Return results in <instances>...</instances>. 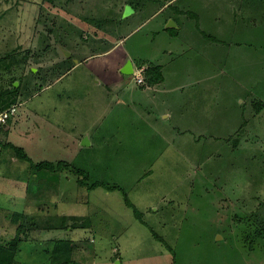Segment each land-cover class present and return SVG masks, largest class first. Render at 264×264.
<instances>
[{"label":"rangeland","instance_id":"rangeland-1","mask_svg":"<svg viewBox=\"0 0 264 264\" xmlns=\"http://www.w3.org/2000/svg\"><path fill=\"white\" fill-rule=\"evenodd\" d=\"M119 4L0 0V252L20 226L19 264H264V0H177L171 42Z\"/></svg>","mask_w":264,"mask_h":264},{"label":"crops","instance_id":"crops-1","mask_svg":"<svg viewBox=\"0 0 264 264\" xmlns=\"http://www.w3.org/2000/svg\"><path fill=\"white\" fill-rule=\"evenodd\" d=\"M120 1H121V6L119 4V11L118 12L121 15L123 14L125 7H128V5H127L128 3H130L133 7V9L130 8L131 12L127 15V17L125 19H129L130 17L132 19L135 18L139 22H141V23L143 22V24H145V23L148 24V23H151L154 21V25L151 26L153 28V29H151V31L153 33H161L163 38L167 39V41L171 42V41H173V39L175 40L177 38V36L180 35L179 32L181 30L183 31L185 29V23H184V18H183L185 15L180 13V10L184 11V9L181 8L180 4H176L177 0H137V1L125 0L123 2H122V0H120ZM203 1L205 2L204 7L208 8L210 0H201V2H203ZM101 5L103 6V2H101ZM168 7H172V10L169 12H165ZM174 8H177V10H175ZM186 10H189V9H186ZM83 13H85V15H83V16L78 15V16H82L84 19H94L95 18L94 15H91V17H89L87 15L88 13H86V11ZM193 14L197 17V15L195 13H193ZM92 17H94V18H92ZM186 18H188V17H186ZM170 20H172L175 23V25L177 27L176 32L169 29V28H173V27L166 25L168 23V21H170ZM138 28H139V26L135 27L133 29V31H137L140 29V28L139 29ZM157 28L160 29L159 32H157V30H158ZM203 40H204L203 43L206 44L205 47L211 48L212 42L211 41L208 42V39L206 40L204 38H203ZM166 44L170 45V43H166ZM125 51L123 50V55H120L121 57L119 59H117V62L115 63L116 65L114 66L115 70H117V73L119 74L118 79L116 78L113 82L115 84L110 85L111 87H114V89L115 88L119 89V87L123 86L124 83H126L125 80L127 78H123L120 76L121 75L122 76L124 75L126 77L129 76V75L121 73V69L125 65L127 60H130L132 63V66H133L132 59L127 58V57L123 58ZM75 64L78 65L79 61L78 60L75 61ZM74 67L75 66H73L72 68H74ZM120 73H121V75H120ZM97 83H99V82L97 81ZM1 125H3V124H0V126ZM12 180L18 181L17 179H12ZM53 182H54L53 184L55 185L56 182L55 181H53Z\"/></svg>","mask_w":264,"mask_h":264},{"label":"trees","instance_id":"trees-1","mask_svg":"<svg viewBox=\"0 0 264 264\" xmlns=\"http://www.w3.org/2000/svg\"><path fill=\"white\" fill-rule=\"evenodd\" d=\"M74 2H77V1H74ZM174 9L177 10V8H174ZM188 12H189V10H185V11L180 10L181 14L184 13L185 15H187ZM76 16H78V15H76ZM76 16H75V19L73 22L79 23V19H77ZM187 17L189 18L188 15H187ZM169 29L172 30V28H169ZM146 75L147 76L145 77V81L148 84L155 85L158 82L162 81V75L160 74V71L158 68H156V69L150 68L148 70V72L146 73ZM10 148H12V150L15 151L21 159L26 160L27 156L25 155V153L23 152L22 149L15 148L14 146H10ZM62 167H63V165L60 162H58L57 164H53V163H49L48 161H42V162L37 163L33 168H34V170L38 171V173L48 174L51 176H57L58 175L57 173H59L62 170ZM72 172H74V174L81 173V171H76V170H72ZM27 194L29 195L30 193H27ZM28 195H27V198L29 201V198H31V197H28ZM47 198H49V195L47 196ZM40 200L41 199L38 200L39 207H37V209L42 210L43 203L41 204ZM18 228H17V234H16L14 241H13L14 243L10 244L9 246H6L0 252V264H19L18 262L14 261V256L16 255V252H17L16 247H15L16 242L18 241L19 233L22 232V231L19 232ZM74 245H76V244L73 242L62 241V240L54 243L52 255L50 256L51 259H53V262H54L53 264H76L73 262V259H72L73 258L72 256L74 255V253H73ZM45 251L48 252L47 250H45ZM62 257L64 259H60ZM51 262H52V260H51Z\"/></svg>","mask_w":264,"mask_h":264},{"label":"water","instance_id":"water-1","mask_svg":"<svg viewBox=\"0 0 264 264\" xmlns=\"http://www.w3.org/2000/svg\"><path fill=\"white\" fill-rule=\"evenodd\" d=\"M167 26H176V25H175V23L172 20H170V21H168ZM63 54L65 56H70V53L67 50H63ZM132 72H133L132 63H131L130 60H127V62L125 63V65L121 69V73L126 74V75H130ZM81 144L84 145V146L86 144H89V139H88L87 136H85L84 139H82Z\"/></svg>","mask_w":264,"mask_h":264},{"label":"built area","instance_id":"built-area-1","mask_svg":"<svg viewBox=\"0 0 264 264\" xmlns=\"http://www.w3.org/2000/svg\"><path fill=\"white\" fill-rule=\"evenodd\" d=\"M142 71V69H141ZM141 81V80H140ZM142 82L144 83V77L142 79ZM14 111H9L8 109L7 110H4L3 112H0V124L2 123H5L6 120L11 116L13 115Z\"/></svg>","mask_w":264,"mask_h":264},{"label":"clouds","instance_id":"clouds-1","mask_svg":"<svg viewBox=\"0 0 264 264\" xmlns=\"http://www.w3.org/2000/svg\"><path fill=\"white\" fill-rule=\"evenodd\" d=\"M144 81H145V79H144Z\"/></svg>","mask_w":264,"mask_h":264}]
</instances>
